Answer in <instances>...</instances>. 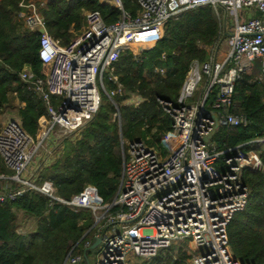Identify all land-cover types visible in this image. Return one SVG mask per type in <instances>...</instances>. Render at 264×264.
I'll use <instances>...</instances> for the list:
<instances>
[{"label":"built area","instance_id":"1","mask_svg":"<svg viewBox=\"0 0 264 264\" xmlns=\"http://www.w3.org/2000/svg\"><path fill=\"white\" fill-rule=\"evenodd\" d=\"M98 1L118 8L119 19L106 23L98 10H84V24L67 44L47 32L40 11L45 0H20L18 4L17 18L24 28L36 33L39 26L44 30L38 33V56L48 66L46 75L35 77L24 65L19 77L32 86L46 112L38 119L40 133L35 137L25 131L17 116L0 126V156L10 171L0 173V200H15L34 189L72 210L90 209L96 227L94 236L102 237L94 264H128L130 255L151 260L180 243L188 245L190 264H250L233 255L227 226L247 203L249 189L242 181V171L264 172V159L256 149L264 147V138L221 151L216 149L213 137L209 142L204 138L215 127L213 113L220 125L247 124L244 115H233L229 109L236 81L252 70L255 60L260 65L256 79L264 83V0H137L134 16L123 9L121 0ZM204 5H211L221 21L219 37L226 30V14L233 15L235 23L225 32L224 52L218 39L203 45L206 59L191 62L176 103L158 99L172 118L171 133L164 138L166 154L146 140L121 137V178L109 203H103L92 185L63 199L50 181L32 180L36 170L29 164L43 142L64 137L75 142L96 113L103 73L109 72V78L117 83L111 73L117 50L128 48L135 53L154 47L170 18ZM218 10L225 15L223 21ZM239 10L246 12L241 20ZM120 92L117 83L111 93ZM132 96L136 101L131 103H139L141 98ZM115 116L120 121L118 112ZM59 144L45 151L43 163L62 156ZM245 145L251 148L245 149ZM220 155L223 170L215 165ZM110 226L112 232L108 231ZM82 260V254L72 256L70 252L65 263L80 264Z\"/></svg>","mask_w":264,"mask_h":264},{"label":"trees","instance_id":"2","mask_svg":"<svg viewBox=\"0 0 264 264\" xmlns=\"http://www.w3.org/2000/svg\"><path fill=\"white\" fill-rule=\"evenodd\" d=\"M19 2L0 0V112L11 104V98H17L23 103L17 108L22 127L35 137L45 106L32 86L21 81L19 71L28 65L35 77H44L48 66L38 56L39 34L28 31L17 18ZM121 3L125 11L136 15L137 0ZM84 10H98L106 23L118 20L121 14L118 8L98 0H45L40 9L47 32L62 44H67L84 24ZM220 29L221 21L211 5L196 6L170 18L154 47L135 53L128 48L117 50L111 73L117 77L121 92L111 93L117 83L104 72V93L111 98L101 101L79 138L49 165L44 180L52 183L59 197L69 199L92 185L103 203L111 202L122 172L121 137L146 140L166 154L164 138L171 133L172 118L158 99L176 103L191 62L206 59L203 45L214 43ZM133 94L141 98L139 103L126 102ZM229 110L233 115H244L247 124L220 125L212 140L218 151L264 138V83L250 72L236 81ZM256 149L264 159V147ZM222 158L220 155L215 165L223 170ZM0 173L10 174L1 156ZM241 177L249 189L248 199L227 226L228 242L240 262L264 264V172L244 169ZM17 210L34 217L33 229L17 231ZM93 223L90 209L72 210L34 189L15 200H0V264H64L70 252L72 256L82 254L88 247L85 243H91L96 232ZM183 244L162 251L150 264H190ZM89 253L87 261L83 259L80 264H88Z\"/></svg>","mask_w":264,"mask_h":264},{"label":"rangeland","instance_id":"3","mask_svg":"<svg viewBox=\"0 0 264 264\" xmlns=\"http://www.w3.org/2000/svg\"><path fill=\"white\" fill-rule=\"evenodd\" d=\"M217 13L219 14V17H222L221 20L223 21L225 15L222 14L221 10H218ZM238 17H239L240 20L245 18L246 17V12L243 11V10H239ZM225 22H226V30H225V32L228 33L229 30H230L231 25L235 23V17L233 15L226 14ZM225 32L223 31V33L221 34V37H220L221 41H225L224 45H223V42L221 43L222 44V48L220 50L223 51V52L227 49V44H226V40L227 39L225 37H222V36L226 35ZM224 38L226 40H224ZM259 66H260L259 62L257 60H255L254 63H253V66H252V70L250 71V75H252L254 77V79H256L258 77V75H259ZM100 87H101V101L105 102L106 100H108L109 97L111 98V96L108 93H104L102 82L100 84ZM12 99L13 98H11V102H12ZM135 99H136V96H131L129 99L126 100V102L127 103H131V101H136ZM187 101H189V100H187ZM14 107L15 106H13L11 104L9 105V108H11L12 110H14ZM39 133L40 132H38V134ZM56 143H60L59 147H58V150L61 152L62 155H64V153L66 152L65 151V147L70 145L71 143H74V142H73V140L70 137H64V138H59V139L52 138V140H45L43 142L42 146L37 151V154H36L35 158H33V160H32L33 164H31L32 162L29 164L30 168H31V166H34L33 170H36L35 171V175L32 178V180H34L35 182H39L40 183L41 180H44L46 178V175L48 174V168H49L50 163L49 164L43 163L42 156H43V154L45 153V151L47 149L52 148V146L55 145ZM259 147H263V146H259ZM34 225H35V219H34V217H32V215L26 214V213H24L22 211H18L17 226H16L18 232L24 233L26 231H29V230L33 229ZM108 231L112 232V227L111 226L109 227ZM180 245H181V243H180ZM183 245L182 246L187 250L188 249V245L187 244H183ZM100 249H101V245L95 250L94 253H89L88 254V264H94L96 262V260L98 258V255L100 253ZM150 261L151 260H144L142 258H138V257H134L133 255H130L129 256V260H128V264H150Z\"/></svg>","mask_w":264,"mask_h":264},{"label":"water","instance_id":"4","mask_svg":"<svg viewBox=\"0 0 264 264\" xmlns=\"http://www.w3.org/2000/svg\"><path fill=\"white\" fill-rule=\"evenodd\" d=\"M44 30L41 26H39L37 28V32L38 33H42ZM212 117L215 121V127L214 129L204 138V141L205 142H209V140L214 136V134L216 133L218 127L220 126V123L218 121V118H217V114L216 113H213L212 114ZM94 226V223L92 225V227ZM101 236H94L93 239L91 240V243L88 245V247L83 251L82 253V257L84 260L87 261V251H89L90 253H94L95 250L101 245ZM66 261V260H65ZM65 264V262H64Z\"/></svg>","mask_w":264,"mask_h":264},{"label":"crops","instance_id":"5","mask_svg":"<svg viewBox=\"0 0 264 264\" xmlns=\"http://www.w3.org/2000/svg\"><path fill=\"white\" fill-rule=\"evenodd\" d=\"M254 15H259L258 12H253ZM221 37V36H220ZM220 37H218V42L220 43V46L219 48L221 49L222 48V42H223V45L225 44V41H221L220 40ZM222 37H225L227 39V36H222ZM224 38V40H226ZM219 59L221 58L220 54L218 53V56H217ZM11 105L15 106L14 107V110H12L11 108H9V105H6L1 112H0V126L6 122V120L8 118H10L11 116H17L18 117V114H17V108L18 107H22L23 106V103L19 102L17 98H13L12 99V102H11ZM18 211H22V210H18ZM18 211L16 213V215L18 216ZM23 212V211H22ZM35 226V225H34ZM34 228V227H33Z\"/></svg>","mask_w":264,"mask_h":264}]
</instances>
